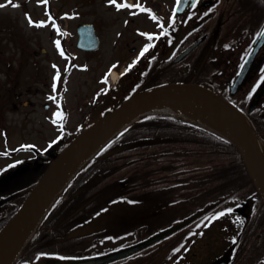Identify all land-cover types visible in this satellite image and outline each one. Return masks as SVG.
Returning <instances> with one entry per match:
<instances>
[{
  "label": "flooded vegetation",
  "instance_id": "1",
  "mask_svg": "<svg viewBox=\"0 0 264 264\" xmlns=\"http://www.w3.org/2000/svg\"><path fill=\"white\" fill-rule=\"evenodd\" d=\"M32 3L31 9L36 10V15L27 12L32 28L49 29L53 21V28H60L61 24L66 28L67 20L76 19L74 67L78 71L89 70L90 82L98 87L93 92L99 95L80 124L88 123L99 111L122 101L130 92L171 82H190L234 102L252 125L258 128L264 125V36L261 35L264 33V0H180L179 3L178 0H116L117 4L133 6L119 10L110 0H79L75 6H66L64 2L50 6V0ZM82 3L88 4L84 7L86 12ZM137 4L149 11L141 12L135 7ZM152 15L157 19L153 20ZM37 24L44 26L37 27ZM89 33L97 38L95 46L92 49L76 46L78 41L79 45L81 42L82 46L87 45L83 40ZM148 35L154 39L150 41ZM149 44L153 46L141 56ZM236 78L241 80L231 93ZM62 94L63 90L61 98ZM19 96L23 97L17 91L7 92L3 110L9 112L4 106L7 102L9 110L35 104L27 97L17 99ZM43 106L48 107V103ZM7 120L9 125L14 124L10 117ZM9 130L3 135L5 142ZM65 139L62 135L59 140ZM16 156L17 149L5 152L0 149V159L9 158L0 169H12L18 162L12 160ZM24 158L26 164L33 167L39 162L35 157ZM10 183L11 180L3 182L0 177V190ZM242 188L237 186V189ZM236 193L237 197H222L194 220L190 217L185 221H178L179 201L174 196L170 199L173 218L171 215L166 221L163 214L157 212L153 219L142 216L137 221V229L143 232L138 241L176 227L169 235L141 248L135 255L99 264H264V200L252 183ZM5 199L0 197V203ZM227 209L232 212L220 219H211ZM113 216L114 223L105 224V229L102 227L85 239L79 230L73 231L78 236L74 241L77 248L83 245L88 248L77 258L103 255L135 243L125 244L122 234L125 229L117 231V236L112 235L116 232L112 229L114 224L125 222L122 214ZM52 233L62 237L66 232ZM37 234L47 236L48 231ZM40 238L26 246L13 264L60 260L54 256L56 251L47 245L49 240Z\"/></svg>",
  "mask_w": 264,
  "mask_h": 264
},
{
  "label": "trees",
  "instance_id": "2",
  "mask_svg": "<svg viewBox=\"0 0 264 264\" xmlns=\"http://www.w3.org/2000/svg\"><path fill=\"white\" fill-rule=\"evenodd\" d=\"M83 127L67 132L66 139L59 143L54 153ZM254 127L264 145V125ZM119 144L127 146L119 152L104 155L108 148ZM241 161L235 146L220 134L171 115L150 113L139 116L111 136L67 180L27 246L41 237L49 240L47 245L56 251L55 257L83 256L87 247L77 248L74 241L78 236L70 232L79 226L83 233L93 229L86 225L110 203L154 209L165 203L157 200L168 201L175 192L178 198L184 199L179 209L186 216L222 197H237V190L243 191L246 184H251ZM21 169L35 167L22 159L12 165V169H2L7 176L5 180L16 183L18 189L7 191L4 187L0 190V197L6 198L1 203L0 227L17 210L30 185L37 180L23 186L19 183L23 175ZM177 183L178 186H174ZM239 185L243 188L237 189ZM130 213L139 214L131 210L126 215ZM45 231H48L47 236L37 234ZM55 231L66 233L58 237L52 233ZM89 235L91 233L82 234V237L85 239Z\"/></svg>",
  "mask_w": 264,
  "mask_h": 264
},
{
  "label": "rangeland",
  "instance_id": "3",
  "mask_svg": "<svg viewBox=\"0 0 264 264\" xmlns=\"http://www.w3.org/2000/svg\"><path fill=\"white\" fill-rule=\"evenodd\" d=\"M33 1L36 0H11V3L9 0H0V5H5L0 7V149L3 152L11 148L17 149V158L12 157V160L24 157L31 159L36 157V151L50 152L53 150V144L64 127L67 132L78 129V125L93 109L94 100L99 96L93 92L95 89L98 90V87L90 82L92 78L89 70L78 71L74 67L73 53L76 51L74 23L76 19L67 20L66 28H63L61 24L58 28L60 34L53 26L49 29L32 28L28 24L27 12L32 11L36 15V10L31 9ZM78 1L50 0V6L59 5L62 2L66 6H75ZM12 4L18 5V7H13ZM87 5V3H82L84 12L87 11L84 8ZM84 16L88 15L84 14ZM57 40L60 42L59 49L54 43ZM42 48L45 50L42 51ZM61 51H63V55H61ZM57 74H59V79H54ZM14 91L23 96H19L17 99L27 97L35 104L20 105L19 110H13L11 107L9 110L10 106L7 102V105L4 106H7L9 112H5L3 103L6 100L7 92ZM27 91L29 94H26ZM45 102L48 103V107L43 106ZM57 112L63 114L64 124L63 119L57 120L55 115ZM9 117L14 124L9 125L7 122ZM8 129L10 130L5 142L3 135ZM215 132L218 133L216 130ZM29 147L32 148V151H29ZM8 161L7 157L0 159V166L7 164ZM38 161V166H41L43 162ZM21 170L23 175L19 178V183L24 184L23 186H26L29 181H34L42 172V169ZM0 177L3 182L7 177L1 169ZM4 189L15 191L18 188L16 183H10ZM116 206L108 205L98 214L99 216L90 222V225L100 227L104 224L114 223L113 214L118 211ZM133 215L130 216L133 217ZM142 216H145L144 218L147 220L153 219L147 214L137 215L136 218ZM129 225L128 222L115 223L114 227L120 231ZM146 229H149V226ZM142 234L143 232L140 230L133 231L129 238Z\"/></svg>",
  "mask_w": 264,
  "mask_h": 264
},
{
  "label": "water",
  "instance_id": "4",
  "mask_svg": "<svg viewBox=\"0 0 264 264\" xmlns=\"http://www.w3.org/2000/svg\"><path fill=\"white\" fill-rule=\"evenodd\" d=\"M90 33L89 37L83 40V42H87L88 48L95 46L97 42L96 38L91 36ZM239 80L240 78L234 82L233 89L236 88ZM182 97L199 99L211 107L212 112L222 126V133L236 147L247 170L246 172L252 180L251 182L264 199V156L254 132L241 112L222 96L197 84L181 82L158 85L132 94L115 108L99 116L80 131L51 160V163L32 186L30 193L25 197L20 207L0 229V264L12 263L66 180L110 136L135 118L150 103ZM124 146L112 147L106 154L122 150L125 148ZM37 156L46 158L48 154L39 153ZM171 230L172 228H169L156 234V236L154 235L142 242L104 256L40 264H96L108 261L123 255L126 256V254L163 237Z\"/></svg>",
  "mask_w": 264,
  "mask_h": 264
},
{
  "label": "bare ground",
  "instance_id": "5",
  "mask_svg": "<svg viewBox=\"0 0 264 264\" xmlns=\"http://www.w3.org/2000/svg\"><path fill=\"white\" fill-rule=\"evenodd\" d=\"M147 112L171 114L198 123L208 129L222 131V126L212 112L211 107L193 97L173 98L150 103L140 111L139 115Z\"/></svg>",
  "mask_w": 264,
  "mask_h": 264
},
{
  "label": "snow or ice",
  "instance_id": "6",
  "mask_svg": "<svg viewBox=\"0 0 264 264\" xmlns=\"http://www.w3.org/2000/svg\"><path fill=\"white\" fill-rule=\"evenodd\" d=\"M43 2L44 3H47V0H43ZM180 2V0H178V3ZM9 3H11V0H9ZM110 3H112V4H115V6L117 7V9L119 10L120 8H122V7H133V6H131V5H128V4H117L116 3V0H110ZM5 5H0V7H4ZM12 6L13 7H18V5H15V4H12ZM195 5H193V7H194ZM135 7H137V8H139V10L141 11V12H147V11H149L148 9H145V8H143V7H141L139 4H137V5H135ZM151 18L153 19V20H156L157 18L154 16V15H152L151 16ZM51 19V18H50ZM29 23L31 24L32 23V21L29 19ZM37 27H41V26H44V25H42V24H37L36 25ZM53 26L55 27V23H54V21H53ZM161 27H163V25H161ZM57 32H58V34H60L59 33V29L57 28ZM143 35V34H142ZM261 35L262 36H264V33H261ZM147 38L151 41L152 39H154V37L152 36V35H148L147 36ZM157 39H158V37H156ZM55 44H56V47L59 49L60 48V42L57 40V41H55L54 42ZM153 45H151V44H149V45H147L143 50H142V52L140 53V55L141 56H143L144 55V53H146L148 50H149V48L150 47H152ZM64 53H63V51H61V55H63ZM131 67V66H130ZM241 68H243L244 67V64H241V66H240ZM54 79H59V74H57V77H55ZM105 82H107V80H105ZM55 90V89H54ZM54 99V98H53ZM56 118H57V120H62L64 117H63V114L62 113H60V112H57L56 114ZM54 123L56 122V121H53ZM232 212V209H227L226 211H221V212H219V213H217L214 217H212L211 219H220L222 216H225V215H227V214H230ZM177 251H179V249H177Z\"/></svg>",
  "mask_w": 264,
  "mask_h": 264
}]
</instances>
